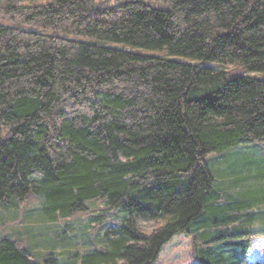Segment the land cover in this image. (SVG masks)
<instances>
[{
    "label": "trees",
    "instance_id": "obj_1",
    "mask_svg": "<svg viewBox=\"0 0 264 264\" xmlns=\"http://www.w3.org/2000/svg\"><path fill=\"white\" fill-rule=\"evenodd\" d=\"M24 1L0 0V204L40 203L55 224L88 214L93 236L123 212L83 264H156L219 199L208 154L264 140V79L245 75L264 73V0ZM4 234L0 264H69ZM205 237L209 257L238 264ZM244 242L239 264H264V233Z\"/></svg>",
    "mask_w": 264,
    "mask_h": 264
},
{
    "label": "rangeland",
    "instance_id": "obj_2",
    "mask_svg": "<svg viewBox=\"0 0 264 264\" xmlns=\"http://www.w3.org/2000/svg\"><path fill=\"white\" fill-rule=\"evenodd\" d=\"M122 1L125 0H107V4ZM51 2L53 0H28L24 1V4L42 5ZM79 39L97 43L91 38ZM110 45L117 46L112 43ZM143 52L161 55L159 51ZM201 66L214 70L225 69L223 65L210 61L202 62ZM235 67V63L226 66L227 69ZM245 75L264 79V73L260 72H247ZM208 166L214 177V190L218 192L219 199L207 202L203 214L191 223L189 227L191 233L181 232L163 247L156 264H219L215 257L216 261L207 255L209 250L208 243H205L206 232H209L211 238L215 237V243L223 245V248L227 247L223 251H218L216 258L230 262V258L234 257L239 264L246 254L247 243L244 240H249L255 234L264 233V140L245 142L227 150L212 152L208 154ZM89 204L95 211L105 207L104 202L92 201ZM40 207L38 203L32 208L26 209L22 206L8 210L0 204V224L15 221L9 223L7 228H2L0 234L21 233L20 235L39 253L46 251L50 253L56 250L54 248L60 250H56V253H64L66 250L69 264H83V256L90 249L106 248L108 231L122 225L125 218L123 212L119 213V216L109 218L106 224L110 225L104 227L99 236H93V223L88 214H78L73 218L60 220L58 224L47 223L42 221ZM215 207L232 213L231 221H223L216 217ZM160 224L139 220L141 230L146 233H150ZM71 240L73 242L69 243ZM90 241L95 242V245H87ZM123 263L122 260L118 262Z\"/></svg>",
    "mask_w": 264,
    "mask_h": 264
}]
</instances>
